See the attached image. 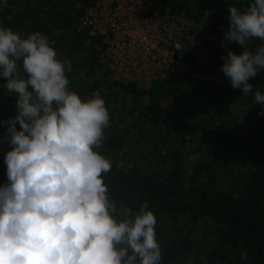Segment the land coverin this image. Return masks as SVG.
I'll return each instance as SVG.
<instances>
[{"label":"trees","instance_id":"obj_1","mask_svg":"<svg viewBox=\"0 0 264 264\" xmlns=\"http://www.w3.org/2000/svg\"><path fill=\"white\" fill-rule=\"evenodd\" d=\"M95 2L8 0L0 8V26L22 37L46 35L58 58L72 64L70 89L105 99L110 126L99 151L113 164L105 174L110 197L133 214L149 202L162 264H264V105L233 89L220 70L222 55L243 50L236 43L222 46L229 5L243 11L253 0H156L157 8L188 10L203 24L201 40L210 57L200 61L188 54L187 72L148 90L112 80L99 59L102 40L77 29L85 8ZM260 43L251 41V50ZM251 83L264 91V72ZM3 84L0 78V122L17 114L16 97ZM120 92L130 96L127 105L119 101ZM119 113L130 115L131 123L120 126ZM6 129L0 123V185L7 182L4 157L11 150L2 140ZM228 150L239 157L230 161ZM242 250L249 254L246 262Z\"/></svg>","mask_w":264,"mask_h":264},{"label":"clouds","instance_id":"obj_2","mask_svg":"<svg viewBox=\"0 0 264 264\" xmlns=\"http://www.w3.org/2000/svg\"><path fill=\"white\" fill-rule=\"evenodd\" d=\"M229 11L222 46L243 50L222 55L220 70L233 89L264 105V91L251 83L264 72V0ZM254 39L261 43L253 51ZM72 70L40 31L22 37L0 26V78L17 113L0 122L11 146L0 185V264H162L149 202L133 214L110 197L105 174L113 164L99 151L110 113L98 92L81 97L70 89ZM248 258L242 250L241 261Z\"/></svg>","mask_w":264,"mask_h":264},{"label":"built area","instance_id":"obj_3","mask_svg":"<svg viewBox=\"0 0 264 264\" xmlns=\"http://www.w3.org/2000/svg\"><path fill=\"white\" fill-rule=\"evenodd\" d=\"M76 27L102 40L99 59L112 80L142 90L187 72L188 54L210 57L204 26L184 10L157 8L156 0H96Z\"/></svg>","mask_w":264,"mask_h":264},{"label":"rangeland","instance_id":"obj_4","mask_svg":"<svg viewBox=\"0 0 264 264\" xmlns=\"http://www.w3.org/2000/svg\"><path fill=\"white\" fill-rule=\"evenodd\" d=\"M184 11H186L190 16H192V14L191 13H189L188 12V10H185L184 9ZM203 25V24H202ZM119 97H123L122 99L121 98H119V101H122V100H124V103H125V105H127L128 104V102L129 101H127V100H129V98H130V96L128 95V97H125V96H123V93L122 92H120L119 93ZM119 107H123V105H121V106H119ZM123 111V110H122ZM118 115V120L116 121L117 123H119V125L120 126H123L122 125V122L125 124V125H128V123L130 124L131 123V117H130V115H128V114H122V115H120V113L119 114H116V116ZM121 118V120H122V118H123V120L122 121H120L119 119ZM114 122H112L111 124H113ZM232 131H234L233 129H232ZM200 135H199V141H200ZM202 138V140L204 139V137H201ZM239 139H241V138H239ZM227 154H230V155H226L227 156V158L230 160V161H232V159H233V157H239L237 154H235V153H230V150H228V153Z\"/></svg>","mask_w":264,"mask_h":264}]
</instances>
